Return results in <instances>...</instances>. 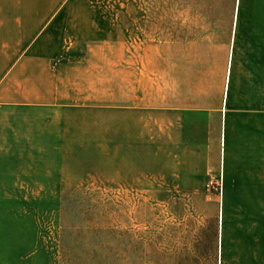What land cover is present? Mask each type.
Returning <instances> with one entry per match:
<instances>
[{"label":"crops","instance_id":"crops-1","mask_svg":"<svg viewBox=\"0 0 264 264\" xmlns=\"http://www.w3.org/2000/svg\"><path fill=\"white\" fill-rule=\"evenodd\" d=\"M82 10L76 0H0V200H39V189L36 197L25 187L76 184L61 165L62 157L78 156L81 115L94 99L84 96L89 59L79 49L88 21ZM223 17L228 24L220 34L224 67L217 91L206 86V73L198 90L190 74L178 80L174 63L171 83L155 85L152 103L141 90L133 93L138 102L127 92L121 110L108 98L103 157L118 160L120 174L127 168L124 173L139 179L144 169L151 180L162 177L167 191L198 195L209 176H220L221 195L208 192L220 202V245L264 242V14ZM145 121L153 128L149 161ZM117 145V156H111ZM32 154L39 156L32 160ZM47 156L54 157L52 166ZM8 245L0 240V247ZM23 256L11 264H24L29 257ZM8 260L0 254V264Z\"/></svg>","mask_w":264,"mask_h":264},{"label":"rangeland","instance_id":"rangeland-1","mask_svg":"<svg viewBox=\"0 0 264 264\" xmlns=\"http://www.w3.org/2000/svg\"><path fill=\"white\" fill-rule=\"evenodd\" d=\"M76 2L88 20L79 45L89 59L83 70L84 96L95 99L83 108L78 156L62 157L63 173L76 177V184L73 179L60 188L25 187L36 197L39 189V200H0V240L9 244L0 247V254L10 264L22 254L29 257L24 264H264V242L224 240L220 245V202L210 190L204 187L198 195L167 191L162 177L151 180L144 169L139 179L124 173L127 168L120 174L118 160L103 157L102 140L112 108L107 99L112 97L113 109L121 110L127 92L138 102L133 93L141 90L147 104L152 103L155 85L171 83L174 63L178 80L190 74L198 90L206 73V86L217 91L224 67L220 34L228 24L223 16L264 14V0ZM113 124L115 131L118 122ZM144 127L149 161L152 123ZM166 149L160 144V154L166 156ZM117 151L118 145L111 156ZM37 156L32 154V160ZM47 157L52 166L54 157ZM21 243L29 248L22 250Z\"/></svg>","mask_w":264,"mask_h":264},{"label":"built area","instance_id":"built-area-1","mask_svg":"<svg viewBox=\"0 0 264 264\" xmlns=\"http://www.w3.org/2000/svg\"><path fill=\"white\" fill-rule=\"evenodd\" d=\"M206 189L213 191L216 194L221 195L222 180L220 176L211 175L205 185Z\"/></svg>","mask_w":264,"mask_h":264}]
</instances>
